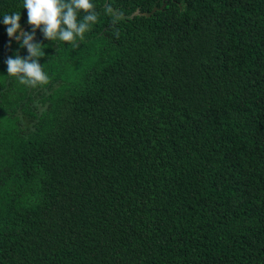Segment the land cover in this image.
Instances as JSON below:
<instances>
[{
	"label": "trees",
	"instance_id": "1",
	"mask_svg": "<svg viewBox=\"0 0 264 264\" xmlns=\"http://www.w3.org/2000/svg\"><path fill=\"white\" fill-rule=\"evenodd\" d=\"M93 2L29 87L0 0V264H264V0Z\"/></svg>",
	"mask_w": 264,
	"mask_h": 264
},
{
	"label": "clouds",
	"instance_id": "2",
	"mask_svg": "<svg viewBox=\"0 0 264 264\" xmlns=\"http://www.w3.org/2000/svg\"><path fill=\"white\" fill-rule=\"evenodd\" d=\"M23 8L27 10L31 33L22 30L20 12L3 15L8 36L21 41L20 47L28 52L26 58L17 53L15 58L6 60L8 76L29 87L46 85L50 77L45 66L40 64V59L45 56V46L35 42L36 32H42L51 42L60 41L76 48L91 31V25L98 22L99 14L93 0H23ZM107 11L111 13L112 9L109 7ZM116 19L118 17L114 23Z\"/></svg>",
	"mask_w": 264,
	"mask_h": 264
},
{
	"label": "water",
	"instance_id": "3",
	"mask_svg": "<svg viewBox=\"0 0 264 264\" xmlns=\"http://www.w3.org/2000/svg\"><path fill=\"white\" fill-rule=\"evenodd\" d=\"M165 6V4L163 5V7ZM162 7V8H163ZM158 10V8H154L153 11L151 13H147V12H140V9H138L135 14H140V15H146V16H150L152 13L156 12Z\"/></svg>",
	"mask_w": 264,
	"mask_h": 264
}]
</instances>
